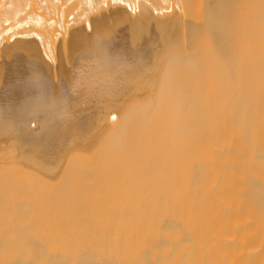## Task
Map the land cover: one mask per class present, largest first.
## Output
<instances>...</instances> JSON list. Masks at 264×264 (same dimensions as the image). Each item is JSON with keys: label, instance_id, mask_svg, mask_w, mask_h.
Here are the masks:
<instances>
[{"label": "bare ground", "instance_id": "bare-ground-1", "mask_svg": "<svg viewBox=\"0 0 264 264\" xmlns=\"http://www.w3.org/2000/svg\"><path fill=\"white\" fill-rule=\"evenodd\" d=\"M218 2L0 0V264H264V32L181 24Z\"/></svg>", "mask_w": 264, "mask_h": 264}, {"label": "rangeland", "instance_id": "rangeland-1", "mask_svg": "<svg viewBox=\"0 0 264 264\" xmlns=\"http://www.w3.org/2000/svg\"><path fill=\"white\" fill-rule=\"evenodd\" d=\"M226 1H227V3H226ZM260 4H258V3ZM219 4V6H217V4H216V6H215V9L216 8H218L217 9V11H216V14H215V16H210L211 15V13H212V10H211V8H210V6H208V5H201L202 7H203V9H202V7H200L199 5L198 6H194L193 4V8H192V6H191V9H193L192 11L190 10V12L188 13V16L186 17V18H183V20L181 21V24H186L185 22H183V21H185L184 19H187V21H188V23L187 24H189L188 26H190V28L192 27V25L193 26H195V27H192L190 30H193L194 28H196L197 26H202L203 25V23L206 21V23L209 21L210 22V24L212 23V21H217V22H219V23H226V28H229V29H227V31H229L228 32V34H227V37H228V35H229V39H231L232 41H233V39L232 38H234V37H239V38H242V35L244 36L245 35V33H246V36L248 37H252V38H254V36L255 37H257V36H260V34L262 33V32H264V29H262L263 27H264V25H262V24H264V23H262L261 24V26H260V24L257 22V23H254V22H256V20L254 21V18H256L255 16L257 15H254L256 12H258V14H259V11L260 12H263V9H264V3L263 2H260V0H254V2H252V3H249V5H245L244 7L242 6H237L238 4H233V1L232 0H224V1H222V0H219V2H218ZM226 3V4H225ZM256 3V4H255ZM255 5V6H254ZM257 5H259V6H257ZM252 8H251V7ZM206 7H207V9H206ZM236 7H239V8H236ZM246 7H248V8H246ZM263 7V8H262ZM194 8H196V9H194ZM198 8H199V10H198ZM227 8V9H226ZM246 10V12H245V10ZM251 9V10H250ZM261 9H262V11H261ZM204 10L205 11H207V12H204ZM219 10V11H218ZM221 10V11H220ZM231 10V11H230ZM248 10V11H247ZM209 12H211V13H209ZM220 12V13H219ZM248 12V13H247ZM193 14V15H191V16H193V17H191L190 16V14ZM205 13H206V16L208 17H211V20L209 19V17L207 18L208 19V21L206 20V17H205ZM241 13H243L242 14V16L240 15ZM245 13H247V14H245ZM264 13V12H263ZM199 14H201V15H199ZM208 14H210V15H208ZM221 14H223L222 16H221ZM229 14H231V15H229ZM261 14V13H260ZM198 15H199V17H198ZM228 15V16H227ZM239 15V16H238ZM262 15V14H261ZM260 15V16H261ZM233 16H234V18H233ZM250 16V17H249ZM203 17V18H202ZM216 17V18H215ZM229 17V18H228ZM191 18V19H190ZM250 18V19H249ZM202 19V20H201ZM205 20V21H204ZM203 21V22H202ZM208 22V23H209ZM196 23V24H195ZM198 23V24H197ZM206 23H204L205 25H206ZM229 23H230V25H229ZM253 23V24H252ZM254 24H257V25H254ZM197 25V26H196ZM229 25V26H228ZM252 25H254V26H252ZM185 26V25H184ZM208 26V25H207ZM255 26H257L256 28L260 31H255ZM260 26V27H259ZM225 27V26H224ZM250 27H252L251 28V30H250ZM255 28V29H254ZM188 29H189V27H188ZM245 29V30H244ZM247 29V30H246ZM249 29V30H248ZM256 29V30H257ZM261 29V30H260ZM254 32H257L258 33V35L256 34V33H252L253 31ZM263 30V31H262ZM208 32H209V30H207ZM236 31V32H235ZM248 31H250V32H248ZM262 31V32H261ZM233 32V33H232ZM207 33V32H206ZM205 33V34H206ZM249 33V34H248ZM252 33V34H251ZM208 34H210V33H207L206 34V38H209V36L210 35H208ZM248 34V35H247ZM250 35H252V36H250ZM245 37V36H244ZM242 38V39H246L247 37H245V38ZM248 37V38H249ZM209 40V39H208ZM230 40V41H231ZM234 40H236V39H234ZM205 41H207V40H205ZM210 41V40H209ZM242 41V40H241ZM208 42V41H207ZM206 42V43H207ZM236 43L238 42L239 44H241L240 42H239V39L237 38V41H235ZM238 43H237V45H238ZM209 44V45H208ZM230 44H231V42H230ZM208 45V46H207ZM207 55L208 56H211V55H209V54H212L213 56V58H215V56L216 55H218V53H219V55H220V52H218L217 53V46L215 45V47H214V45L210 42V43H207ZM212 46V47H211ZM240 46V45H239ZM241 48V47H240ZM209 50V51H208ZM238 51H239V54L241 53L240 52V49H238ZM237 51V52H238ZM214 54H213V53ZM223 55V54H222ZM225 57V56H224ZM217 58V57H216ZM215 58V59H216ZM221 58H222V56H221ZM215 59H212V60H215ZM79 85V84H78ZM78 85H76V88H77V86ZM3 91H7V90H9V88H7V87H5L4 89H2ZM152 90V89H151ZM153 92H155V89H153ZM152 92V93H153ZM149 93H150V91H149ZM148 93V94H149ZM151 94V93H150ZM149 94V98H151L152 99V97H150L151 95ZM146 97H147V95H146ZM145 97V100L143 101L144 102V104H145V102H146V104H147V102L149 103V98L147 97L146 98ZM140 99H142V97L140 98ZM150 99V102L152 101ZM137 100H139V99H137ZM143 100V99H142ZM141 100V101H142ZM148 100V101H147ZM141 101H140V103H141ZM150 104V103H149ZM149 104H147V105H149ZM82 105H84V104H82ZM84 106H82V108H83ZM149 108V107H148ZM83 128L85 129L86 128V125L84 126V125H82V127H81V132H83ZM87 129H90V128H87ZM93 131V130H92ZM90 132L89 134H86V139H88V142L91 144L92 143V145H90V147L89 148H87V149H84V150H82V149H77V150H79V155H81V156H83V155H86V154H94V155H97V156H100L101 154H107V152H108V150L106 149L105 151H102V148H103V145H102V143L99 141V140H97L98 139V134H97V136H96V133L98 132V131H96V130H94V132ZM86 133V132H85ZM94 135V136H93ZM90 137V138H89ZM96 137V139L94 140V138ZM8 140H10L9 138H7V137H4V138H2V137H0V149L1 148H3L2 146H4L5 147V145H8L9 147L7 148V150H8V153L6 154H1L3 151L1 150L0 151V159L1 158H3V155H4V158H3V164H6V163H8V162H11V160L13 159V157L15 156V150H16V147H15V144H12V143H10ZM12 140H14V139H12ZM92 140H94V141H92ZM78 145V144H77ZM78 147H80V145H78ZM39 150V151H38ZM36 152L37 153H39L38 155L40 156V154H41V157L40 158H46V155H42V154H45L46 152H48V151H53V149H47V150H45L44 151V149L43 148H41V151L43 152H41L40 151V148L38 149ZM37 153H33V154H35V155H37ZM49 153V152H48ZM47 153V154H48ZM32 154V155H33ZM27 155V152H26V154H25V156L22 158V161L23 162H26V161H24L26 158L25 157H27V158H29L28 157V155ZM31 155V156H32ZM35 155H34V157H35ZM37 155V156H38ZM49 155H50V153H49ZM49 155H47L48 157H50ZM2 156V157H1ZM29 156H30V154H29ZM36 156V158H38ZM43 156V157H42ZM103 157L105 156V155H102ZM43 158V159H44ZM39 159V158H38ZM20 161H21V159H20ZM23 162H22V164H23ZM30 164V163H29ZM28 164V165H29ZM34 164V163H33ZM24 165V164H23ZM32 165V164H31ZM8 171L7 170H3V171H1L0 172V174L1 175H7L8 173H7ZM44 177H40V179H43ZM37 180V179H36ZM53 180V179H52ZM43 181V180H42ZM45 182H46V179L44 180ZM38 185L33 189V192H34V194L37 196V198H39L38 196L40 195H42L43 193H45V191H48V190H51V189H53L54 187H56L57 186V184H55V183H53L52 185L50 184L49 186H48V183L46 182V183H41V184H39V181H38V183H37ZM32 197V196H31Z\"/></svg>", "mask_w": 264, "mask_h": 264}]
</instances>
